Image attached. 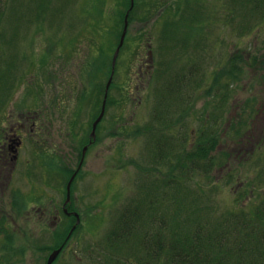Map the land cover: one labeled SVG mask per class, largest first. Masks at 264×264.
I'll return each instance as SVG.
<instances>
[{"label":"rangeland","instance_id":"374dc122","mask_svg":"<svg viewBox=\"0 0 264 264\" xmlns=\"http://www.w3.org/2000/svg\"><path fill=\"white\" fill-rule=\"evenodd\" d=\"M204 2L0 0V108L43 126L40 140L31 127L29 216L49 212L45 233L17 235L29 251L10 264H45L60 248L53 264H109L107 239L131 204L215 206L204 213L214 222L264 199V0ZM170 18L182 21L172 36ZM202 135L217 137L215 164L180 175L177 159ZM159 151L169 157L157 163ZM62 204L74 216L64 209L56 232L50 211Z\"/></svg>","mask_w":264,"mask_h":264},{"label":"trees","instance_id":"16d2710c","mask_svg":"<svg viewBox=\"0 0 264 264\" xmlns=\"http://www.w3.org/2000/svg\"><path fill=\"white\" fill-rule=\"evenodd\" d=\"M172 14L169 11V17ZM201 20L198 14H192L191 22ZM180 25L181 19L177 22L166 19L163 33L172 36L171 30ZM180 41L176 39V49L183 45ZM197 42L194 46L198 47ZM200 138L204 144L200 143L199 149L187 151L177 159L178 165H171L180 175L203 169L202 160H208L209 150L217 146L216 136L202 135ZM159 154L157 163L169 157L168 152L159 151ZM207 162L205 171L215 164V158L211 157ZM181 189L175 185L174 190ZM205 211L218 213L215 206L200 204H195V208L187 204H131L107 239V249L114 254L108 256L109 264H264V199L244 204L236 211L224 212L214 222L204 215ZM65 233L66 230L62 237ZM132 240L137 242L135 249L128 255L123 254L121 250Z\"/></svg>","mask_w":264,"mask_h":264},{"label":"flooded vegetation","instance_id":"af4514ba","mask_svg":"<svg viewBox=\"0 0 264 264\" xmlns=\"http://www.w3.org/2000/svg\"><path fill=\"white\" fill-rule=\"evenodd\" d=\"M5 109L0 108V264H10L13 255H23L29 251L25 243L18 241L22 239L21 237L16 238L17 235L26 232L25 230L30 231L32 224L38 226L39 230L45 233L49 213L46 204H39L37 216H29L31 199L30 190L27 189L32 176L30 168L33 159L30 156L31 127L34 130V135H37L33 139L40 140L39 136L44 134L43 126L36 131L37 119L31 122L30 112H26L25 108L17 114V120H15L14 114L9 111L6 113ZM38 146L41 147L43 144L40 142ZM41 201L43 200L38 203H42ZM34 207L36 206L34 205ZM66 208L69 215L64 211ZM27 209L28 211H26ZM53 209V212L50 211L53 216L49 225L57 232L58 228L61 229V214L72 217L74 211L71 204L66 205L65 208L62 204L59 209L55 205ZM16 226L19 228L16 229ZM16 243L20 245L16 246ZM60 245L62 247V244ZM47 261L44 260L45 264Z\"/></svg>","mask_w":264,"mask_h":264},{"label":"water","instance_id":"95a60500","mask_svg":"<svg viewBox=\"0 0 264 264\" xmlns=\"http://www.w3.org/2000/svg\"><path fill=\"white\" fill-rule=\"evenodd\" d=\"M128 17V16H127ZM128 27V19L126 18V27H125V29H124V32H123V35H122V40H121V44H120V47L123 45V42H124V39H125V37H126V34H127V28ZM120 47L118 48V50L116 51V54H115V56H114V60H113V69L115 70V65H116V58H117V55L119 54V51H120ZM114 70H113V72H112V76H111V78H110V81H109V83H108V85H107V93H108V91H109V88H110V85H111V83H112V80H113V77H114ZM106 96H107V94H106ZM107 99V98H106ZM106 102V101H105ZM104 102V103H105ZM106 104V103H105ZM103 105V108H102V114H101V116L97 119V121L94 123V126H93V133H92V137L93 138H95V136H96V134H95V132H96V129H97V126H98V124L100 123V121H101V119H102V117H103V114H104V110H105V106L106 105ZM86 150H87V148H85L84 149V153L86 152ZM75 178V176L72 178V179H74ZM67 190H68V202L70 201V196H71V182L69 183V185H68V187H67ZM65 206H66V204H65ZM66 211V210H65ZM67 212V211H66ZM76 217L78 218V222H77V224H79V222H80V218H79V216L78 215H76ZM62 252V248H60V249H58V250H56V251H54L52 254H51V256L49 257V260H48V262H47V264H53L55 261H56V259L58 258V256L60 255V253Z\"/></svg>","mask_w":264,"mask_h":264}]
</instances>
